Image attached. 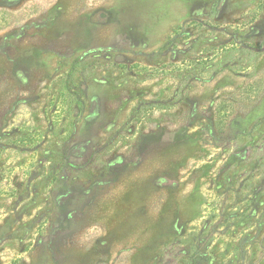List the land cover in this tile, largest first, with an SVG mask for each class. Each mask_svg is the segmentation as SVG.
<instances>
[{
    "label": "rangeland",
    "instance_id": "374dc122",
    "mask_svg": "<svg viewBox=\"0 0 264 264\" xmlns=\"http://www.w3.org/2000/svg\"><path fill=\"white\" fill-rule=\"evenodd\" d=\"M0 264H264V0H0Z\"/></svg>",
    "mask_w": 264,
    "mask_h": 264
}]
</instances>
